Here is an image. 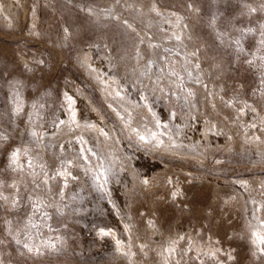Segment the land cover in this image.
I'll return each mask as SVG.
<instances>
[{
  "label": "rangeland",
  "instance_id": "obj_1",
  "mask_svg": "<svg viewBox=\"0 0 264 264\" xmlns=\"http://www.w3.org/2000/svg\"><path fill=\"white\" fill-rule=\"evenodd\" d=\"M175 18L185 41L169 27ZM84 48L120 91L184 121L160 116L162 130L187 145L199 128L212 135L200 156L125 136L122 149L135 155L139 174L124 255L97 233L117 236L91 182L100 173L112 199L101 174L110 166L87 146L79 150L68 93L86 95L107 126L121 128L129 112L103 96L80 60ZM236 112L244 118L228 140ZM127 123L140 127L132 117ZM254 127L264 131V0H16L0 11V137H8L0 139V195L8 197L0 199V264H264V243L251 239L254 219L264 227V158L241 138ZM15 148L28 150L24 171L9 167ZM159 173L155 183L138 177ZM243 179L252 188L236 183ZM77 180L86 194L72 193Z\"/></svg>",
  "mask_w": 264,
  "mask_h": 264
},
{
  "label": "bare ground",
  "instance_id": "obj_2",
  "mask_svg": "<svg viewBox=\"0 0 264 264\" xmlns=\"http://www.w3.org/2000/svg\"><path fill=\"white\" fill-rule=\"evenodd\" d=\"M15 4L16 0H9L7 5H4L3 1L0 0V11L7 12L9 11V8ZM37 16L35 13L31 15L32 23H37ZM166 19H169L168 15ZM169 27L173 30L175 36L179 37L182 41H185L187 32L180 24L179 19H170ZM91 49L92 48H84L81 50V62L96 77L101 87L103 96L107 100H115L121 107H123V109L128 110L129 113L127 114V118H121V128L107 126L102 121L97 106L86 95H78L77 93L70 92L68 93V96L71 99L70 106L67 111V117L70 121L79 126L80 137L77 139L79 150L83 151L84 146H87L94 155L101 156L102 159H105L109 163L108 165L110 167L106 169L107 171L104 170L101 174L107 176L109 186V188H107L111 191L110 193L112 194V199H110V194H107L109 191L106 193L103 190L101 180L99 179V177L101 178V176H99L100 173L92 170L91 182H93V186L96 188L98 199L104 203V208L107 210L108 224H110L112 228L114 227L117 236H110L107 233L109 231L104 227H100L97 233L110 245L112 254L118 256L124 255V253H122L124 243L122 242L126 240V233L131 230H135V224L128 202L130 196V186L139 174L138 169L136 168V165H139V163L135 159V155L130 151L127 152V150L122 149V145L126 142L125 136L130 134L136 141L147 144L153 149H160L170 153L192 152L200 156L205 154L204 142L207 140L210 141V137L212 135L209 130L210 127L205 129L199 128L196 132L194 131V140L192 139L191 145H187L184 138L180 137L179 134L162 130V123H158V118L160 116L173 120L181 127L185 124L183 119L180 118L178 114L176 115L172 111L167 112L163 108L157 110L151 107V104L145 102L138 96L134 97L131 93H125L124 90L120 91V89L113 84V82L106 79V77L102 75L101 60H90L88 55ZM184 52L190 57V52L185 46ZM143 64L144 63L141 58L137 59V66H141ZM194 77L196 78V75ZM242 112H236L232 125L228 126L227 123L228 127L224 130V138L233 140L234 132H236L235 128L239 126L241 119L244 118ZM131 117L140 122L139 128L133 129L127 123L131 120ZM157 123L158 129L154 127V124ZM241 138L243 140V146L247 149V151H250L254 155V158L259 160L264 158V131L254 127L248 131H243ZM138 177L143 183H155L160 180L161 173L153 178H150L149 176ZM236 183L244 187L252 188V184L246 179H243V181L239 180ZM82 184L83 182L81 180H77L76 184L73 186L74 189L72 190V193L86 194L87 189L85 190L82 188ZM262 184L264 185V180L262 181ZM250 202L252 201L250 200ZM253 212L255 213V211ZM254 220L255 222L251 225V239L255 246H259L260 241L258 237L263 236L264 227L257 222V218ZM157 229L158 228L153 225L150 226L151 234L156 233Z\"/></svg>",
  "mask_w": 264,
  "mask_h": 264
},
{
  "label": "snow or ice",
  "instance_id": "obj_3",
  "mask_svg": "<svg viewBox=\"0 0 264 264\" xmlns=\"http://www.w3.org/2000/svg\"><path fill=\"white\" fill-rule=\"evenodd\" d=\"M213 23H214V20H213ZM235 43L237 45H239L240 41L237 40V41H235ZM241 51H242V49H241ZM25 67H26V65H25ZM70 99L71 98H69V100ZM0 139H3V140L6 141L8 139V137L7 136H3V137H0ZM142 139H143V137H142ZM27 155H28V150L27 149L23 150V152L19 148L13 149L12 152H11V155H10L9 167L12 168L13 171H17V170L24 171V165L22 163H20V159H21V156L27 157ZM28 166L31 167V162L30 161L28 162ZM9 187H14V185H10ZM175 195H176V193H173V196H175ZM0 199L7 201L8 197L0 195ZM12 203H13V205H15L16 201L13 200ZM258 239H259V241L261 243H264V236H259ZM17 243H20V241H17ZM23 247L26 248L29 252H31L33 250L28 244H24ZM261 251L264 252V248H262Z\"/></svg>",
  "mask_w": 264,
  "mask_h": 264
}]
</instances>
